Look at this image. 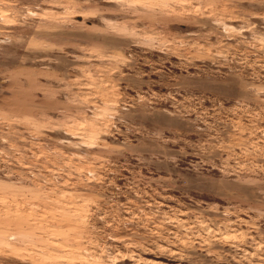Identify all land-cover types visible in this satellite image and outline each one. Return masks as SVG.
Masks as SVG:
<instances>
[{
	"label": "rangeland",
	"instance_id": "obj_1",
	"mask_svg": "<svg viewBox=\"0 0 264 264\" xmlns=\"http://www.w3.org/2000/svg\"><path fill=\"white\" fill-rule=\"evenodd\" d=\"M0 264H264V0H0Z\"/></svg>",
	"mask_w": 264,
	"mask_h": 264
}]
</instances>
